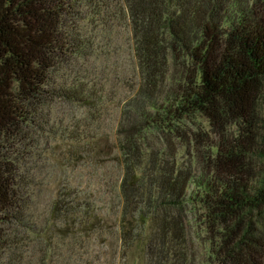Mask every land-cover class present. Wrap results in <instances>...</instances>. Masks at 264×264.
Returning <instances> with one entry per match:
<instances>
[{"label": "trees", "instance_id": "1", "mask_svg": "<svg viewBox=\"0 0 264 264\" xmlns=\"http://www.w3.org/2000/svg\"><path fill=\"white\" fill-rule=\"evenodd\" d=\"M99 26L127 35L138 73L110 147L96 137L106 87L78 66L108 53ZM57 103L85 109L88 126L59 131ZM112 147L122 264H196L188 207L204 211L211 263L264 264V0H0V264L107 237L77 185L63 180L43 219L33 200L41 160L101 172Z\"/></svg>", "mask_w": 264, "mask_h": 264}, {"label": "rangeland", "instance_id": "2", "mask_svg": "<svg viewBox=\"0 0 264 264\" xmlns=\"http://www.w3.org/2000/svg\"><path fill=\"white\" fill-rule=\"evenodd\" d=\"M103 30L101 26L97 28V49H108V53H101L98 50L97 57L81 61L78 66L81 65L86 71L84 76L89 78L96 76L98 81L100 80L99 87L101 85L106 87L105 101L107 104L100 112V119L98 120L100 126L97 128L96 137L101 136L99 139L109 140L108 147H110L111 143L115 144V137L112 133L117 126L120 115L117 100L125 95V91H128L132 84L138 82V73L127 35L119 34L118 29L114 28L111 37H109ZM106 32L109 33L108 30ZM54 111V118L57 121L53 126L59 131L64 130L66 127L73 129L79 126V129H81L82 126H88L89 118L85 109L57 103ZM106 134H111V137H104ZM150 142L155 147H164V142L160 141L156 134L151 136ZM160 143L162 144L160 145ZM54 144V140L51 139L48 143L41 144L39 147L43 151ZM116 155V149L112 147V154L107 158L104 157L97 164L102 165L104 162H108L105 170L101 172H98L96 167L91 168L85 158H81V161L73 167L71 165L64 166L62 162L57 165L53 159L49 164L47 160H41L40 170L37 173L39 180L38 195L33 200L35 216L40 219L45 218L59 185L63 180H66L72 185H77L83 193L89 194L88 200L99 209L100 216L103 217V222H105L103 224L105 229H102L100 234L105 233L107 236L106 238H96V234L100 232L99 230L89 233L84 232L83 235L78 234L77 239L79 241L84 239L83 246L85 245L80 250L76 249L72 239L66 238L64 248L58 253L55 249L53 252L49 250L51 257L50 260L46 261V264H122L118 258L117 222L115 221L120 206L118 207V201L112 198L114 183L119 173L117 160L114 158ZM111 159L113 160L109 162ZM185 212L191 252L196 264H213L206 255L207 244L204 243L205 231L202 223L204 211L199 207H188ZM55 223L58 224V221H55ZM68 233L67 230H56V234L59 236ZM40 243L45 245L43 241ZM32 247L31 244L27 253L24 254L23 264H41L39 253ZM123 264H145V262L142 255L135 253Z\"/></svg>", "mask_w": 264, "mask_h": 264}]
</instances>
